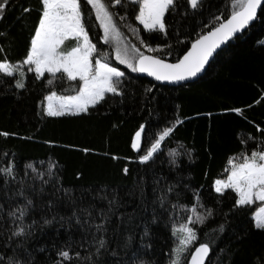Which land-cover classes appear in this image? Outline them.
Masks as SVG:
<instances>
[{"label": "trees", "instance_id": "obj_1", "mask_svg": "<svg viewBox=\"0 0 264 264\" xmlns=\"http://www.w3.org/2000/svg\"><path fill=\"white\" fill-rule=\"evenodd\" d=\"M126 3V9L113 8L124 17L122 20L117 17L121 44H132L148 55H160L169 61L179 59L201 32L211 30L216 23L213 16L227 18L231 11V0H205L204 8L195 15L190 12L185 16L183 8L175 13L170 11L165 17L168 34L164 36L159 32L148 33L134 18L138 10L136 5L128 0ZM28 4L33 10L22 12V6ZM37 4L38 0H10L6 14L0 20V34H7L0 35V44L6 45L10 60L21 59L29 46L30 34L38 18ZM86 22L89 35L96 44V53L103 54V59L107 58V62L124 73L120 79L125 95L108 94L105 102L90 107L87 113L51 117L43 113L40 101L49 90L62 95L75 93L80 87L78 80L47 72L43 78H37L25 67L27 87L17 89L15 79L20 78L19 73L15 77L0 73V132L17 133L8 137L0 135V168L14 158L18 169L32 164L43 173L50 162H56L60 184L75 197L87 192L88 199L99 200V195L92 196L93 191L97 194L101 190L119 193L121 207L111 219L114 226L121 229L134 228L133 249L140 246L139 237L143 231L140 221L151 217L155 210L158 223L151 226L153 246L144 257L152 264H168L169 253L179 235V231L173 235L172 226L179 229L186 217L194 215L190 206L197 203L194 193L198 191L199 203L204 207L197 211L204 213L205 208H209L213 215L203 223H194L198 239L190 246V251L200 242L214 238L213 251L209 254L211 264H264V229L255 226L256 204L235 209L237 193L228 189L220 194L214 188V180L227 174L228 159L244 149L242 138L251 133L257 139L249 140V147H261V133L251 121L264 127V11L258 10L251 24L217 52L199 78L176 86L143 77L121 63L114 56V38L110 37L107 42L100 39L103 30L94 12ZM134 27L139 31H133ZM140 36L153 47L157 44L167 47L156 51L145 49ZM114 40L117 42L116 38ZM74 44L75 41L70 39L64 47ZM48 80L53 84L49 85ZM238 107L243 109V116L224 111ZM177 119L181 123L162 142L155 159L140 162L138 156L144 154L159 133ZM141 124L145 127L140 148L135 149L132 143ZM49 140L56 143L49 144ZM84 148L90 151H82ZM173 156L177 164L171 163ZM125 166L129 169L127 174L122 171ZM78 172L82 175L78 176ZM27 176L32 183L36 173L27 169ZM45 179L55 178L45 176ZM34 182L40 185L39 178ZM141 183L145 189L144 201L138 191ZM166 185H173L174 191L167 193L168 199L161 208L158 197L162 191L167 192ZM45 187L51 191V184ZM18 199L23 203V197ZM36 202L40 207L35 216L39 218L45 209L42 200L37 198ZM106 204L107 201H101L98 207ZM143 204L148 207L143 208ZM172 204H178L175 210ZM184 205L189 207L185 210ZM120 212L125 216L133 215L135 224H121ZM219 225L224 226L223 232L218 230ZM72 235L79 239V232L73 230ZM37 236L38 242L47 246L51 258L55 259L51 246L59 247L68 239L69 232L57 226L47 228ZM73 251L84 255L87 248L76 245ZM184 257L187 264L190 252H185Z\"/></svg>", "mask_w": 264, "mask_h": 264}, {"label": "snow or ice", "instance_id": "obj_2", "mask_svg": "<svg viewBox=\"0 0 264 264\" xmlns=\"http://www.w3.org/2000/svg\"><path fill=\"white\" fill-rule=\"evenodd\" d=\"M10 0H0V20L6 14ZM134 3L137 11L135 20L140 22L148 33L159 32L164 36L168 34L166 14L170 11L177 12L184 9V15L191 12L192 15L200 13L205 6V0H128ZM90 6V7H89ZM127 8L126 0H38L36 10L38 12L37 23L30 34L29 46L19 60L8 58L7 47L0 44V73L13 76L19 73L15 79L17 89L27 87L25 67L35 73L37 78H43L45 73L55 76L56 73L66 75L69 80H78L80 87L73 95H59L55 90H49L40 101L43 113L48 116L57 117L65 114L87 113L90 107H94L106 101L108 94L125 95L121 79L124 73L110 62L95 55L96 44L89 35L87 20L93 12L99 26L103 28V35L100 39L109 41L110 37L116 38L117 43L121 32L117 23L119 13L113 8ZM231 11L227 18L223 15L213 16L216 21L211 30L201 32L191 41V46L177 59L175 63L169 62L160 55H148L140 48L132 46L131 49L119 47L116 49V59L127 64L134 71L149 73L160 81H182L196 77L204 70L213 56L216 49L238 31L246 28L258 14V10L264 11V0H231ZM33 6L28 4L22 6V12L30 13ZM127 13L125 12V15ZM222 21V22H221ZM133 31L138 32L137 28ZM0 35L6 36V33ZM74 40V46L65 48V42ZM145 49L156 51L167 47L165 44H157L153 47L143 36L139 37ZM185 39H188L185 36ZM168 55H171L169 52ZM52 85L53 81L48 80ZM243 116L242 108L224 109ZM247 119V118H246ZM181 120L177 119L171 126L164 128L158 138L151 143L150 147L139 155L142 163H148L155 159V154L161 149L162 142L173 133L176 125ZM253 126L261 133L260 148H250L249 140L255 141L256 136L251 133L247 138H242L241 143L245 146L238 154L230 157L227 161L226 176L214 180L216 193L223 194L226 190L232 189L238 197L235 199L233 208L243 209L259 200L264 202V127L251 121ZM144 124L140 125L135 133L132 147L140 148L141 134L144 131ZM0 135L8 137L17 133L8 131L0 132ZM49 144L56 141L49 140ZM90 151L88 148L82 149ZM4 155H8L7 152ZM171 155V153H170ZM119 159V157H116ZM191 159V157H189ZM172 164L178 161L173 156ZM27 169L36 173L33 182L29 183ZM56 162H50L45 172H40L34 165L29 164L25 168L18 169L13 158L7 165L0 168V264H152V261L144 257L148 249L152 248L151 226L158 223L155 210L151 217L142 219L143 231L140 234V246L133 249V241L136 239L134 228L121 229L114 226L112 216H115L121 207L119 193L101 190L99 194L95 191L92 196L99 195V200L88 199V193L83 192L79 197L72 195L69 189L64 188L59 182ZM122 171L127 174L129 169L125 166ZM21 172L24 175H21ZM78 176L82 173H77ZM45 176L55 179H45ZM39 178L40 185L34 182ZM51 184V191L46 185ZM167 192H161L158 197L160 207L163 208L167 201V193L174 191L173 185H166ZM141 201L146 200L143 184L138 185ZM47 193V195H45ZM197 203L192 204L193 216L186 217L179 225V229L172 226L173 235L176 236L174 248L170 251L168 264H185V252H190V264H211L209 254L213 251L214 238L200 242L194 251L190 246L198 239L197 230L193 226L195 222L203 223L207 217L213 215V210L205 208L204 213L197 211L204 207L199 203V192L194 193ZM23 197V203L18 198ZM43 201V211L39 218L35 213L40 207L36 200ZM101 201H107L106 206L98 207ZM178 204H172L173 210ZM147 208V204L142 205ZM185 210L188 205L183 206ZM61 210L64 214L61 215ZM121 224L132 226L135 224L133 215L125 216L119 213ZM59 226L68 230L69 236L66 241L57 247L51 248L55 251V259L51 258L47 246L38 242L37 233L43 234L47 228ZM258 229H264V207L259 209L256 215ZM139 227V225H136ZM79 232V239H74L72 232ZM218 230L224 231V226L219 225ZM214 232L217 230H213ZM111 233V235L109 234ZM124 233H128L124 235ZM59 233H57L58 235ZM79 245L80 248H87V253L82 255L80 251H73ZM49 253L48 255H45Z\"/></svg>", "mask_w": 264, "mask_h": 264}, {"label": "water", "instance_id": "obj_3", "mask_svg": "<svg viewBox=\"0 0 264 264\" xmlns=\"http://www.w3.org/2000/svg\"><path fill=\"white\" fill-rule=\"evenodd\" d=\"M251 24V23H250ZM249 24V25H250ZM247 27V26H246ZM244 30V29H243ZM243 30H241V31H243ZM241 31H238L237 33H235L232 37H230L227 41H225L224 43H222L217 49H216V51L214 52V54H213V56L212 57H210L209 58V62H208V64H206L205 65V67H204V70L201 72V73H199L196 77H193V78H189V79H186V80H182V81H160V80H157L154 76H151L149 73H144V72H139L138 71V73L141 75V76H143V77H147V78H149V79H151V80H155V81H158V82H160V83H162V84H164V85H173V86H176V85H180V84H183V83H187V82H191V81H193V80H195V79H197V78H199L205 71H206V69L208 68V66H209V64H210V62L212 61V59L214 58V56L217 54V52L219 51V50H221L231 39H233L234 37H236ZM191 46V45H190ZM190 48V47H189ZM182 57V56H181ZM180 57V58H181ZM169 61V60H168ZM169 62H172V63H175V61H169ZM195 250V249H194ZM193 250V251H194ZM187 264H190V258H189V260H188V263Z\"/></svg>", "mask_w": 264, "mask_h": 264}, {"label": "rangeland", "instance_id": "obj_4", "mask_svg": "<svg viewBox=\"0 0 264 264\" xmlns=\"http://www.w3.org/2000/svg\"><path fill=\"white\" fill-rule=\"evenodd\" d=\"M102 30H103V28H102ZM115 39V38H114ZM113 39V42L115 43L114 44V56L116 57V49H117V46H118V44H119V47L123 50L124 48H129V49H131L132 48V44H121V42H123V41H119L118 43L116 42V40H114ZM95 55H97V56H99V57H101V58H103V54H95ZM105 59H107V58H105ZM125 65H127V64H125ZM115 67V66H114ZM119 68V67H118ZM121 70V69H120ZM122 71V70H121ZM73 94H75V93H72V94H64L65 96H67V95H73ZM59 95H62V94H59ZM220 178H223V177H220ZM237 196H238V194H237ZM252 204H256V210H255V212H254V214H253V216H254V219H255V222H256V215L257 214H259V209L261 208V207H264V202H261V201H259L258 199L257 200H255V202H253Z\"/></svg>", "mask_w": 264, "mask_h": 264}]
</instances>
